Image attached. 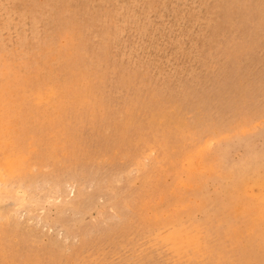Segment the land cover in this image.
<instances>
[{
	"label": "rangeland",
	"instance_id": "obj_1",
	"mask_svg": "<svg viewBox=\"0 0 264 264\" xmlns=\"http://www.w3.org/2000/svg\"><path fill=\"white\" fill-rule=\"evenodd\" d=\"M0 264H264V0H0Z\"/></svg>",
	"mask_w": 264,
	"mask_h": 264
}]
</instances>
